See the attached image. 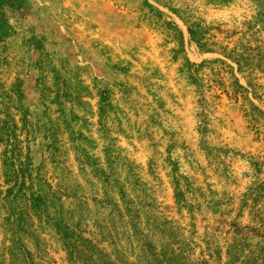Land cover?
I'll return each mask as SVG.
<instances>
[{
	"label": "rangeland",
	"instance_id": "374dc122",
	"mask_svg": "<svg viewBox=\"0 0 264 264\" xmlns=\"http://www.w3.org/2000/svg\"><path fill=\"white\" fill-rule=\"evenodd\" d=\"M261 253L264 0H0V264Z\"/></svg>",
	"mask_w": 264,
	"mask_h": 264
},
{
	"label": "trees",
	"instance_id": "16d2710c",
	"mask_svg": "<svg viewBox=\"0 0 264 264\" xmlns=\"http://www.w3.org/2000/svg\"><path fill=\"white\" fill-rule=\"evenodd\" d=\"M259 260L264 263V256H262V253L258 256H254V258L248 264H258Z\"/></svg>",
	"mask_w": 264,
	"mask_h": 264
}]
</instances>
